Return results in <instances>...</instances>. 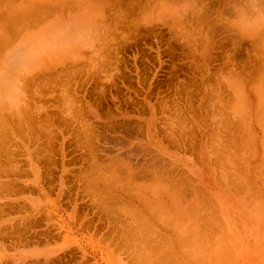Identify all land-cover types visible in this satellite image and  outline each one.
I'll return each instance as SVG.
<instances>
[{
	"label": "rangeland",
	"instance_id": "374dc122",
	"mask_svg": "<svg viewBox=\"0 0 264 264\" xmlns=\"http://www.w3.org/2000/svg\"><path fill=\"white\" fill-rule=\"evenodd\" d=\"M113 1L92 13L99 31L92 48L37 62L36 77L19 81L16 104L0 103V264L29 255L48 264L56 256L61 263L54 264H78L81 258L86 264H163V157L168 159L179 135L185 139L184 133L200 127L194 114L179 107L193 105L200 85L195 75L216 73L220 59L264 55V41L252 47L234 27L233 3L218 8L216 1L196 0L197 9L179 16L178 5L152 15L145 0H133L132 6H143L141 16L128 1ZM79 25L61 34L82 46Z\"/></svg>",
	"mask_w": 264,
	"mask_h": 264
},
{
	"label": "crops",
	"instance_id": "0c3cea01",
	"mask_svg": "<svg viewBox=\"0 0 264 264\" xmlns=\"http://www.w3.org/2000/svg\"><path fill=\"white\" fill-rule=\"evenodd\" d=\"M8 1H1L6 6L2 7V16L7 14V17L10 12L13 14L11 9L15 8L23 12L26 0ZM100 1H82L86 4V10L80 17L88 20V24L81 21L76 31L84 36L82 46L69 43L52 49H37L27 66L22 65V59L7 60L8 56L14 55L16 48L10 45L4 50L5 44L0 42L4 47H1L4 51L2 55L0 52V103H7L11 107L16 104L19 81L38 73L37 62L57 57L61 52L77 54L81 49L93 47L99 31L94 29L95 24L91 21V17L96 16L92 15L95 10L91 8L100 7ZM181 1L178 5L179 16L185 10L191 12L197 9L194 0ZM211 1L218 2V6L222 1H233L234 27L238 33L244 35L243 38L246 35L245 39H250L252 47L264 41V0H238L240 4L237 0ZM147 9V12L153 11L150 7ZM56 13L52 15L56 16ZM20 15L23 18L26 12ZM20 15L16 17L20 18ZM251 51L249 48L248 52ZM235 55L220 59L216 64V73L195 75V82L199 81L200 85L193 91V105L184 106L183 109L179 107V111L194 114L195 120L199 119L200 127L195 125L192 133H184L185 139L179 135V147L169 146L168 159L163 157V163L169 164L168 170L163 164L161 185L165 222L162 224L163 264H166V259L167 264H190L189 261L193 262L194 259L191 264H264V55ZM204 62L201 65H214L213 61ZM9 83L11 87L6 85ZM92 247L101 252L98 245Z\"/></svg>",
	"mask_w": 264,
	"mask_h": 264
},
{
	"label": "bare ground",
	"instance_id": "6f19581e",
	"mask_svg": "<svg viewBox=\"0 0 264 264\" xmlns=\"http://www.w3.org/2000/svg\"><path fill=\"white\" fill-rule=\"evenodd\" d=\"M2 1V0H1ZM0 1V27L2 28V29H0V32H1V36H2V34H3V36H4V38L2 39L1 37H0V39H2L0 42L2 43V44H5L4 46H5V48L1 45V43H0V48L1 47H3L4 48V50L5 49H7V48H9V46L11 45L12 46V48L14 49V48H16L15 50H14V55L12 56V57H9L8 56V58H7V60H11V61H13L14 59L15 60H20L21 61V59H22V65H25V64H27L28 62H30L32 59H33V57H34V54L36 53V50L37 49H40V48H43V47H47L48 49H52V48H54V46L55 47H59V46H62V45H65V44H69V43H75V45H77V43H79V41H77V39L76 38H74L73 36L70 38V37H65V35H63V34H61L62 33V31H64L62 28H64V27H66V26H68V25H72V26H74V25H79V24H82L81 23V21H82V19H81V15H82V13H84L85 12V10H86V4H84L82 1H97V0H26V2L24 3V6H23V9L24 10H22L23 12H20L19 10V14H17V10H16V8H15V10L17 11H15L14 9H11L12 11H14V12H12L13 14H11V12L8 14V16L11 14V16L10 17H5V16H2L1 14L4 12V10H2V7L4 6V7H6L5 6V4H3L2 2ZM10 1V0H9ZM8 1V2H9ZM15 1V0H14ZM23 1V0H22ZM102 2L104 1L105 2V4H109L111 1H113V0H101ZM101 1L100 2H98V3H101ZM117 4H120V3H118L116 0H114ZM113 1V2H114ZM123 1L124 0H122V3H123ZM126 2L128 1L129 2V4H131L130 6L131 7H134V6H137L138 7V5L136 4V5H133L132 6V2H133V0H125ZM124 1V4L126 3ZM179 1H181V0H147L146 2V4L148 5V7H150L151 6V8L155 11V10H157V9H161V10H163V12L164 11H169L170 10V8L174 11L175 9V6H177V5H179L180 3H179ZM195 2H196V0H194ZM205 1V0H204ZM219 1H221V0H219ZM24 2V1H23ZM22 2V3H23ZM135 2H136V0H135ZM200 2V1H199ZM225 3H229V1H224ZM237 2L239 3V1L237 0ZM121 3V4H122ZM138 3V2H137ZM143 2L141 1V4L140 5H145V3H143ZM200 3H202V2H200ZM220 3V2H219ZM222 3H223V1H222ZM232 3H233V6H234V2L232 1ZM241 3H242V1H241ZM103 4V3H102ZM102 4H100V5H102ZM117 4H115L116 6H117ZM196 4V3H195ZM236 4V3H235ZM240 4V3H239ZM111 5V3L109 4V6ZM238 5V4H237ZM125 6V5H124ZM123 6V7H124ZM128 6V5H127ZM218 6V5H217ZM220 6V5H219ZM219 6H218V8H219ZM232 6V5H231ZM236 6V5H235ZM242 6V5H241ZM115 7V6H114ZM137 7H136V10H138L139 11V9H137ZM140 7H143V6H139L138 8H140ZM198 7V6H197ZM205 7V6H204ZM207 7V6H206ZM237 7V6H236ZM240 6H238V8H239ZM96 7H93V8H91L92 10L94 9V10H96V9H98V8H101V7H98V8H96ZM116 8V7H115ZM114 8V9H115ZM117 8H118V6H117ZM117 8H116V11H117ZM119 8H120V6H119ZM119 8H118V11H117V14H119L120 12V10H119ZM130 8V7H129ZM129 8H128V10H129ZM194 8V7H193ZM203 8V7H202ZM225 8V7H224ZM134 9V8H133ZM144 9H146L145 7H144ZM143 9V10H144ZM135 10V9H134ZM148 10V9H147ZM146 10V11H147ZM24 11L26 12V15L22 18L21 17V15L20 14H22V13H24ZM98 11H100V10H98ZM127 11V10H126ZM132 11V10H131ZM130 11V12H131ZM151 11V10H150ZM9 12V11H8ZM16 12V13H15ZM57 12V13H56ZM101 12V11H100ZM123 12H125V10L124 11H122V13ZM130 12L128 13V14H130ZM135 12V11H134ZM133 11L131 12V14H133L134 13ZM139 12H141V8H140V11ZM144 12H145V10H144ZM203 12V11H202ZM219 12V11H218ZM57 14L56 16H53L52 14ZM102 13V12H101ZM142 13V12H141ZM147 13H149V14H151L152 12H147ZM14 14H17V15H20V18L19 17H16L17 15H14ZM125 14V13H124ZM144 13H142V14H139L138 13V15H143ZM148 14V15H149ZM29 15V16H28ZM71 15H76L77 17L75 18V17H73V18H71L70 16ZM105 15V14H104ZM127 15V14H126ZM133 15H136V17H137V13L136 14H133ZM132 15V16H133ZM153 15V14H152ZM119 16H120V14H119ZM123 15H121V17H122ZM161 16H163V15H161ZM182 16V15H181ZM234 16V15H233ZM112 17V16H111ZM123 17H125V16H123ZM153 17V16H152ZM164 17V16H163ZM162 17V18H163ZM165 17H166V15H165ZM164 17V18H165ZM195 17V16H194ZM148 18V17H147ZM164 18H163V20H164ZM235 18V17H234ZM114 19V18H113ZM116 19V18H115ZM139 19H140V17H139ZM153 19V18H152ZM160 19V18H159ZM193 19V18H192ZM194 19H196V18H194ZM104 20V19H103ZM117 20V19H116ZM114 21L115 23L116 22H118V20L117 21ZM147 20V19H146ZM160 20H162V19H160ZM228 20V19H227ZM110 21V20H109ZM126 21V20H125ZM83 22V21H82ZM84 22L85 23H87L88 24V20L87 19H85L84 20ZM112 22V21H111ZM127 22V21H126ZM129 22V21H128ZM187 22H188V20H187ZM142 23V22H141ZM160 23H162V22H160ZM118 24V23H117ZM164 24V23H163ZM111 25V24H110ZM127 25V24H126ZM173 26H174V29H175V25L176 24H172ZM172 25H171V27H172ZM181 24H179V26H180ZM23 26L25 27H28V28H23ZM109 26V25H108ZM115 26H116V24H115ZM114 26V27H115ZM118 26V25H117ZM128 26V25H127ZM144 26V25H143ZM215 26V25H214ZM232 26V25H231ZM35 27H39V29H35ZM134 27V26H133ZM176 27H178V26H176ZM55 28H59V29H57V30H55ZM117 28V27H116ZM131 28V27H130ZM135 28V27H134ZM133 28V29H134ZM179 28H181V27H179ZM234 29V28H233ZM11 30H15V31H11ZM107 30V29H106ZM115 30V29H114ZM225 31V30H224ZM261 30H259V32H260ZM106 32V34H107V32L108 31H105ZM236 32V31H235ZM198 33V32H197ZM263 32L261 31V34H262ZM106 34H104V35H106ZM120 34V33H119ZM114 35V34H113ZM194 35V34H193ZM256 35V34H255ZM257 35H259L258 33H257ZM212 36V35H211ZM244 36V35H243ZM114 37V36H113ZM112 37V38H113ZM119 37V36H118ZM252 37V36H251ZM257 37V36H256ZM259 37V36H258ZM257 37V38H258ZM263 37V36H262ZM115 38V37H114ZM202 38V37H201ZM245 38H246V35H245ZM253 38V37H252ZM255 38V37H254ZM253 38V39H254ZM264 38V37H263ZM105 39H106V37H105ZM196 39V38H195ZM250 40V39H249ZM256 40V39H255ZM262 40V39H261ZM4 43H3V42ZM113 40H110L109 42L111 43ZM259 41V40H258ZM107 42V41H106ZM80 43H81V41H80ZM83 43H84V41H83ZM188 43H189V41H188ZM192 43V42H191ZM210 43V42H209ZM255 43V42H254ZM8 44V45H7ZM102 45V44H101ZM100 45V46H101ZM109 45V44H108ZM7 47V48H6ZM109 46H107L106 48H108ZM100 48V47H99ZM47 49V50H48ZM201 49V48H200ZM99 50H101V48L99 49ZM99 50H98V52H99ZM103 50V49H102ZM109 50V49H108ZM46 51V50H45ZM0 52H1V55L3 54V52L4 51H2V48L0 49ZM101 53V52H100ZM225 54V53H224ZM0 55V56H1ZM18 55V56H17ZM17 56V57H16ZM99 56V55H98ZM2 57V56H1ZM88 57H89V55H88ZM92 57V56H91ZM87 58V57H86ZM90 58V57H89ZM1 59V58H0ZM91 59V58H90ZM93 59V58H92ZM96 63H97V61H95ZM99 62V61H98ZM229 62V61H228ZM61 63V62H60ZM95 63V64H96ZM61 64H63V63H61ZM54 65V64H53ZM56 65H58L59 66V64H55L53 67H57ZM97 65V64H96ZM61 66V65H60ZM49 68V67H48ZM22 70V69H21ZM24 70V69H23ZM41 70V69H40ZM50 70V69H49ZM68 70V69H67ZM247 72V71H246ZM248 73V72H247ZM35 74H37L36 72H35ZM226 74V73H225ZM257 74V73H256ZM260 74V73H259ZM34 75V74H33ZM35 76V75H34ZM203 76V75H202ZM201 76V77H202ZM36 77V76H35ZM243 77V76H242ZM28 78V77H27ZM47 79V78H46ZM256 79V78H255ZM24 80V82H25V80L26 79H23ZM214 80V79H213ZM218 80V79H217ZM252 80V79H251ZM216 81V80H215ZM23 82V81H22ZM29 82V81H28ZM35 82H37V81H35ZM245 82V81H244ZM32 83V82H31ZM45 84V83H44ZM217 84H219V83H217ZM6 85H8V84H6ZM24 87H25V85H23ZM36 86V85H35ZM215 86V85H214ZM223 86V85H222ZM21 87H22V84H21ZM24 87H22V88H24ZM37 87V86H36ZM211 88V87H210ZM246 88V87H245ZM215 89V88H214ZM252 89V88H251ZM250 89V90H251ZM22 91H24V89L22 90ZM40 91V90H39ZM27 92V91H26ZM215 92V91H214ZM30 93V92H29ZM222 95V94H221ZM224 95V94H223ZM231 96V95H230ZM221 97V96H220ZM229 97V96H228ZM216 98V97H215ZM220 99V98H219ZM227 99V98H226ZM29 100H31V99H29ZM28 102V101H27ZM27 102H25V103H27ZM221 102V101H220ZM230 103H231V101H230ZM25 105H27V104H25ZM229 106V105H228ZM229 109V108H228ZM21 112V111H20ZM225 112V111H224ZM22 114V113H21ZM227 115V114H226ZM26 116H28V115H26ZM222 116H223V114H222ZM30 117V116H29ZM32 117V116H31ZM173 118V117H172ZM226 118H227V116H226ZM230 118V117H229ZM224 119V118H223ZM182 120V119H181ZM227 120V119H226ZM246 120V119H245ZM259 120V119H258ZM217 121V120H216ZM14 122V121H13ZM174 122V121H173ZM201 122V121H200ZM224 122H225V120H224ZM232 122V121H231ZM78 123H79V121H78ZM77 123V124H78ZM81 123H82V121H81ZM228 124V123H227ZM221 125V124H220ZM226 125V124H225ZM228 125H231V124H228ZM233 125V124H232ZM231 125V126H232ZM236 125V124H235ZM15 126V125H14ZM18 127V126H17ZM205 127V126H204ZM223 127V126H222ZM21 128V127H20ZM227 128V127H226ZM30 130V129H29ZM191 130V129H190ZM213 130V129H212ZM228 130H229V128H228ZM152 131H153V129H152ZM157 131V130H156ZM24 132V131H23ZM229 132V131H228ZM148 133V132H147ZM182 133V132H181ZM214 133V132H213ZM223 135H224V133H223ZM227 135V134H226ZM148 136V135H147ZM172 136V135H171ZM174 137H175V135H174ZM149 138V137H148ZM229 138V137H228ZM20 139V138H19ZM36 140V139H35ZM176 140V139H175ZM174 142V141H173ZM207 143V142H206ZM138 145H139V143H138ZM175 145V144H174ZM178 145V144H177ZM254 145V144H253ZM141 147V146H140ZM178 147H179V145H178ZM211 147V146H210ZM140 149V148H139ZM29 150V149H28ZM213 151V150H212ZM211 152V151H210ZM237 152V151H236ZM240 152V151H239ZM238 152V153H239ZM23 155V154H22ZM35 155V154H34ZM130 155V154H129ZM91 156V155H90ZM115 156V155H114ZM116 157V156H115ZM152 158V157H151ZM124 161V160H123ZM127 161V160H126ZM235 161V160H234ZM34 162V161H33ZM108 162V161H107ZM110 162H111V160H110ZM119 162H121L122 163V161L120 160ZM213 162V161H212ZM123 163H126V162H123ZM166 163V162H165ZM112 164V163H111ZM127 164H129V163H127ZM131 164V163H130ZM211 164V163H210ZM234 164H235V162H234ZM121 165V164H120ZM145 165V164H144ZM169 165V164H168ZM215 165H216V163H215ZM241 165V164H240ZM105 166V165H104ZM154 166V165H153ZM217 166V165H216ZM38 167V166H37ZM98 167V166H97ZM112 167H114V166H112ZM116 167V166H115ZM121 167V166H120ZM124 167V166H123ZM127 167V166H126ZM108 168V167H107ZM117 168V167H116ZM134 168V167H133ZM163 168V167H162ZM215 168V167H214ZM100 169H102V168H100ZM112 169V168H111ZM115 169V168H114ZM215 169H217V168H215ZM257 169V168H256ZM104 170V169H103ZM106 170V169H105ZM104 170V171H105ZM110 170V169H109ZM113 170V169H112ZM120 170V169H119ZM124 170V169H123ZM127 170V169H126ZM146 170V169H145ZM111 171V170H110ZM109 171V172H110ZM118 171V170H117ZM116 171V172H117ZM176 171V170H175ZM239 171H241V170H239ZM256 171V170H255ZM262 171V170H261ZM103 172V171H102ZM102 172H100L99 171V173H102ZM106 172H107V170H106ZM106 172H104L105 174H106ZM109 172H107V173H109ZM123 172V171H122ZM130 172V171H129ZM150 172V171H149ZM153 172V171H152ZM160 172V171H159ZM114 173V172H113ZM127 173V172H126ZM176 173V172H175ZM174 173V174H175ZM184 173V172H183ZM262 173V172H261ZM93 174V173H92ZM98 174V173H97ZM112 174V173H111ZM133 174V173H132ZM162 174V173H161ZM165 174V173H164ZM240 174V173H239ZM242 174H243V172H242ZM241 174V175H242ZM126 175H128V174H126ZM157 175V174H156ZM168 175V174H167ZM101 176H102V174H101ZM154 176V175H153ZM160 176V175H159ZM171 176V175H170ZM173 176V175H172ZM228 176V175H227ZM259 176V175H258ZM85 177V176H84ZM100 177V176H99ZM126 177H128V176H126ZM149 177V176H148ZM157 177V176H156ZM162 177V176H161ZM169 177V176H168ZM175 177V176H174ZM177 177H178V175H177ZM243 177V176H242ZM246 177V176H245ZM264 177V176H263ZM128 178H130V177H128ZM119 179H122V176L119 178ZM153 179H154V177H153ZM230 179V178H229ZM246 179V178H245ZM250 179V178H249ZM89 180V179H88ZM126 180H127V178H126ZM126 180H124V181H126ZM171 180V179H170ZM169 180V181H170ZM172 180H173V177H172ZM175 180H176V178H175ZM102 181V180H101ZM128 181V180H127ZM142 181V180H141ZM141 181H136V182H138V184L141 182ZM157 181V180H156ZM161 181V180H160ZM183 181H184V177H183ZM183 181H181V182H183ZM186 181V180H185ZM95 182V181H94ZM121 182V181H120ZM129 182V181H128ZM147 182H149V186H150V184L152 183V180H151V183H150V181H147ZM172 182V181H171ZM177 182L178 181H176V183L175 184H177ZM188 182H190V181H188ZM228 182V181H227ZM90 183V182H89ZM113 183V182H112ZM142 183V182H141ZM162 183V182H161ZM165 183V182H164ZM163 183V184H164ZM173 183V184H174ZM180 183V182H179ZM184 183V182H183ZM116 184V183H115ZM123 184H125V183H123ZM137 183H135V185H136ZM137 184V185H138ZM154 184V183H153ZM192 184V183H191ZM103 185H105V184H103ZM112 185V184H111ZM126 185V184H125ZM125 185H123V186H125ZM155 185V184H154ZM166 185V184H165ZM164 185V186H165ZM183 185H185V184H183ZM182 185V186H183ZM189 185V184H188ZM237 185V184H236ZM96 186H97V184H96ZM152 186V185H151ZM107 187H109L108 185H107ZM171 187V186H170ZM179 187V186H178ZM181 187V186H180ZM179 187V188H180ZM129 188V187H128ZM133 188V187H132ZM176 188V187H175ZM183 188V187H182ZM189 188V187H188ZM192 188H193V186H192ZM106 189V188H105ZM123 189V188H122ZM130 189V188H129ZM135 189V188H134ZM194 189V188H193ZM197 189V188H196ZM170 190V189H169ZM174 190V189H173ZM127 191V190H126ZM131 191V190H130ZM133 191V190H132ZM171 191V190H170ZM170 191H168V192H170ZM134 192H136V190L134 191ZM171 192H173V191H171ZM190 192V191H189ZM195 192V191H194ZM130 193V192H129ZM178 193V192H177ZM105 194V193H104ZM174 194V193H173ZM101 196H102V194H100ZM99 195V196H100ZM137 195V194H136ZM176 195V194H175ZM104 196V195H103ZM106 196H108V194L106 195ZM115 197H117V196H115ZM142 198H144L143 196H141ZM103 198V197H102ZM101 198V199H102ZM110 198V197H109ZM142 198H140V199H142ZM180 198V197H179ZM104 199V198H103ZM130 199H131V197H130ZM136 199H137V197H136ZM139 199V198H138ZM137 199V200H138ZM100 200V199H99ZM116 200V199H115ZM118 200V199H117ZM163 200V199H162ZM109 201H110V199H109ZM142 201V200H141ZM106 202H108V201H106ZM122 202V201H121ZM143 202H145L146 203V205H149V204H147V202L146 201H143ZM142 202V203H143ZM167 203V202H166ZM166 203H164V204H166ZM100 204V203H99ZM113 204V203H112ZM144 204V203H143ZM139 205V204H138ZM176 205V204H175ZM105 206V205H104ZM103 206V207H104ZM119 206V205H118ZM117 206V207H118ZM124 206V205H123ZM132 206V205H131ZM143 206H145V205H142V207ZM107 207V206H106ZM109 207V206H108ZM133 207V206H132ZM149 207H150V205H149ZM111 208V207H110ZM124 208H125V206H124ZM153 208V207H152ZM166 208V207H165ZM101 209H102V207H101ZM106 209V208H105ZM114 209H116V207L114 208ZM143 209V208H142ZM146 209V208H145ZM154 209V208H153ZM104 210V209H103ZM116 211V210H115ZM165 211V210H164ZM104 212V211H103ZM158 212V211H157ZM115 213V212H114ZM137 213V212H136ZM150 213H153V211H151ZM169 213H171V212H169ZM193 213V212H192ZM109 214V213H108ZM135 214V213H134ZM147 214V213H146ZM158 214V213H157ZM172 214H173V212H172ZM122 215V214H121ZM149 215V214H148ZM176 214H174V216H175ZM184 215V214H183ZM140 216V215H139ZM158 216V215H157ZM134 217V216H133ZM138 217V216H137ZM184 218V217H183ZM158 219H159V217H158ZM176 219V218H175ZM179 219H180V217H179ZM178 219V220H179ZM200 219V218H199ZM141 220V219H140ZM139 219H138V221H140ZM180 220H182V219H180ZM185 220V219H184ZM121 221H122V219H121ZM120 221V222H121ZM137 221V222H138ZM174 221V220H173ZM183 221V220H182ZM162 222H164V221H162ZM123 223V222H122ZM125 223H127V221L125 222ZM165 223V222H164ZM128 224V223H127ZM112 225H113V223H112ZM123 225H125V224H123ZM138 224H136V226H137ZM131 226V225H130ZM136 226H135V228H136ZM144 226H146V225H144ZM149 226V225H148ZM168 226V225H167ZM172 226V225H171ZM127 227V226H126ZM126 227H124V228H126ZM133 227V226H132ZM163 227V226H162ZM169 227V226H168ZM113 228V227H112ZM137 228L139 229V227L137 226ZM143 228V227H142ZM123 229V228H122ZM143 229H145V228H143ZM112 230V229H111ZM123 230H125V229H123ZM135 230H137V229H135ZM146 230H147V228H146ZM141 231V230H140ZM154 231V230H153ZM173 231V230H172ZM129 232V231H128ZM132 232V231H131ZM144 232V231H143ZM119 233V232H118ZM147 233V232H146ZM181 233V232H180ZM133 234V233H132ZM137 235H138V233H136ZM135 234V235H136ZM140 234H143V233H140ZM149 234V233H148ZM162 234V233H161ZM166 234V233H165ZM176 234V233H175ZM117 235V234H116ZM134 235V234H133ZM164 235V234H163ZM180 235V234H179ZM124 236V235H123ZM129 236V235H128ZM151 236V235H150ZM149 236V237H150ZM175 236V235H174ZM139 237V236H138ZM141 237H142V235H141ZM164 237L166 238V236L164 235ZM122 238V237H121ZM127 238V237H126ZM133 238V237H132ZM144 238V237H143ZM148 238V237H147ZM155 238V237H154ZM177 238H180V237H177ZM192 238V237H191ZM116 239V238H115ZM129 239H131V238H128V240ZM136 239H137V237H136ZM135 239V240H136ZM140 239V238H139ZM146 239V238H145ZM144 239V240H145ZM150 239V238H149ZM157 239V238H156ZM159 239V238H158ZM187 239V238H186ZM134 240V239H133ZM135 240L133 241V242H135ZM147 240V239H146ZM145 240V241H146ZM169 240V239H168ZM167 240V241H168ZM122 241H123V239H122ZM130 241V240H129ZM132 241V240H131ZM143 241V240H142ZM137 242V241H136ZM154 242V241H153ZM163 242V241H162ZM171 242V241H170ZM126 243V242H125ZM128 243H130V242H127V244ZM138 243V242H137ZM141 244H142V242H140ZM146 243V242H145ZM157 243H159V242H156V244ZM185 243V242H184ZM152 244V243H151ZM154 245H156L155 244V242L153 243ZM186 244H187V242H186ZM117 245V244H116ZM120 245V244H119ZM123 245H125V244H123ZM134 245V244H133ZM140 245V244H139ZM143 245V244H142ZM145 245V244H144ZM146 245H147V243H146ZM164 245V244H163ZM162 245V246H163ZM189 245V244H188ZM190 245H191V243H190ZM189 245V246H190ZM131 246V245H130ZM166 246H167V244H166ZM193 246V245H192ZM159 247H161V246H159ZM122 248V247H121ZM120 248V249H121ZM127 248V247H126ZM125 248V249H126ZM130 248V247H129ZM128 248V249H129ZM135 248V247H134ZM137 248V247H136ZM157 248V247H156ZM164 248V247H163ZM162 248V249H163ZM183 248V247H182ZM186 248H188V246L186 247ZM138 249V248H137ZM139 249H141L140 247H139ZM138 249V250H139ZM138 250H136V251H138ZM144 250V249H143ZM156 250V249H155ZM169 250V249H168ZM176 250H178V249H176ZM127 251V250H126ZM125 251V252H126ZM131 251V250H130ZM152 251V250H151ZM159 251V250H158ZM163 251H165V250H163ZM173 251V250H172ZM180 251V250H179ZM189 251V250H188ZM162 252V251H161ZM187 252V251H186ZM196 252V251H195ZM156 253V252H155ZM137 254H138V252H137ZM140 255L142 254V253H139ZM138 254V255H139ZM150 254H153V252L152 253H150ZM149 254V255H150ZM161 254V253H160ZM166 254H168V253H166ZM83 255H84V253H83ZM135 255V253L133 254V256ZM139 255V256H140ZM164 255V254H163ZM162 255V257H164ZM192 255V254H191ZM155 256H158V255H156L155 254ZM160 256V255H159ZM180 256V255H179ZM29 257L30 258H24L23 260H17V262L15 261V263H14V261H13V264H48V261L46 260V259H42V260H40L39 259V256H30L29 255ZM57 257V258H56ZM56 257H53L54 258V260H57V261H55L54 263H56V262H58L59 260H60V258H59V256H56ZM82 257V256H81ZM141 257V256H140ZM49 259V258H48ZM139 259H141V258H139ZM147 259V258H146ZM152 259V258H151ZM155 259V258H154ZM186 259V258H185ZM194 259V258H193ZM192 259V260H193ZM50 260V259H49ZM53 259L51 258V261H52ZM160 260V259H159ZM189 260V259H188ZM195 260V259H194ZM194 260H193V262H194ZM86 261V260H85ZM85 261H83V258H81L80 259V261H79V263L78 264H86L85 263ZM134 261V260H133ZM140 261V260H139ZM143 261H145V259H143ZM147 261V260H146ZM145 261V262H146ZM157 261V260H156ZM163 261V260H162ZM53 262V261H52ZM51 262V263H52ZM60 262V261H59ZM190 262V264L191 263H193V262H191V261H189ZM53 263V264H54ZM61 263V262H60ZM141 264L142 263V261H140V262H138L137 264ZM154 263V262H153ZM158 264V263H157ZM178 264V263H177Z\"/></svg>",
	"mask_w": 264,
	"mask_h": 264
}]
</instances>
